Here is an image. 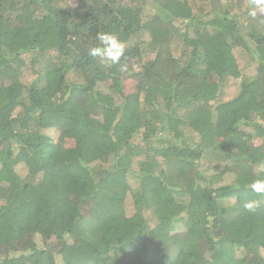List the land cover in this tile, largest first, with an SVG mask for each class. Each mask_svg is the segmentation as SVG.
Instances as JSON below:
<instances>
[{"label": "trees", "instance_id": "1", "mask_svg": "<svg viewBox=\"0 0 264 264\" xmlns=\"http://www.w3.org/2000/svg\"><path fill=\"white\" fill-rule=\"evenodd\" d=\"M97 33L124 44L126 72L88 54ZM56 122L72 146L53 141ZM263 173L264 6L0 0V264H264L250 188ZM69 186L80 199L63 218ZM54 237L56 250L36 242Z\"/></svg>", "mask_w": 264, "mask_h": 264}, {"label": "rangeland", "instance_id": "2", "mask_svg": "<svg viewBox=\"0 0 264 264\" xmlns=\"http://www.w3.org/2000/svg\"><path fill=\"white\" fill-rule=\"evenodd\" d=\"M70 4H74L75 0H68ZM241 51V50H240ZM238 58L239 64L243 67V64L249 63L248 57L246 54H242L241 52H237L235 54ZM251 67L244 69V73L246 74H253L254 69L252 68L253 65H250ZM141 82V74L137 73L132 76H126L123 77L122 80V87L123 90L125 91L126 94H131L133 92H136L138 90V87L140 86ZM236 82L234 81H226L225 87L222 91V94L217 97L216 101H225V99H228V97L231 96V92L234 91L237 87L235 84ZM210 101L215 100L213 97H210ZM49 129V134L51 135L52 139L54 142L58 143L60 147H67V146H72L73 145V138L68 136L64 131L63 128L60 124V122H56L48 127ZM227 133H222L221 137H223ZM257 179H264V173L260 174ZM69 193H70V200L67 204H64L60 206L58 209V214L60 216L71 218L76 216V209H75V201L80 199L79 195L74 193V188L73 186H69ZM83 206L81 207V212L83 215L88 216L92 215V210L90 207H88L87 203L84 202L82 203ZM126 208L128 212H133L134 207L132 203V198L130 196H127L126 198ZM183 234L177 235V237H183ZM36 242L38 245L44 244L43 246H46L50 250H56L58 246H60L61 240L58 238H52V239H47L46 241L42 239H36ZM31 244V240L29 239V236H25V238L13 240L11 242L6 243V254H14V253H20V252H25L28 248V246ZM16 250H15V249Z\"/></svg>", "mask_w": 264, "mask_h": 264}, {"label": "clouds", "instance_id": "3", "mask_svg": "<svg viewBox=\"0 0 264 264\" xmlns=\"http://www.w3.org/2000/svg\"><path fill=\"white\" fill-rule=\"evenodd\" d=\"M254 4L255 6H264V0H254ZM249 15L256 16L254 8L249 12ZM96 39L99 41V45L90 48L88 54L94 58L98 57L101 62L119 65V70L126 72L128 70L127 65L121 64V57L125 53L124 44L110 33H97ZM250 188L255 193L264 194V179L255 180L251 183ZM243 207L252 212L256 210L257 204L255 201H246Z\"/></svg>", "mask_w": 264, "mask_h": 264}]
</instances>
